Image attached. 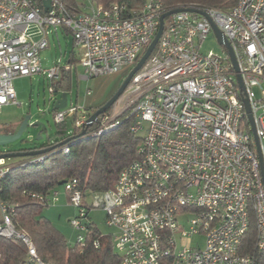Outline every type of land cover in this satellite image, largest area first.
<instances>
[{
	"label": "built area",
	"instance_id": "obj_1",
	"mask_svg": "<svg viewBox=\"0 0 264 264\" xmlns=\"http://www.w3.org/2000/svg\"><path fill=\"white\" fill-rule=\"evenodd\" d=\"M178 9L182 11L165 19L159 41L132 77L119 111H107L89 127L86 108L67 103L54 111L55 123L72 117L78 134L85 130L81 138L114 129L125 113L126 119L133 118L131 132L142 135L137 157L111 189L85 195L76 179L65 183L69 202L79 209L71 220L79 232L76 243L85 246L90 229L83 219L100 208L115 230L111 237L120 264H255L253 255L241 254L239 248L253 211L257 248L264 252V0H238L226 11L198 5ZM165 12L162 0H144L136 8L95 0H0V110L18 104L17 77L42 73L52 80L60 74L59 66L41 68L50 27L59 25L72 35L82 50L81 77L88 79L134 67ZM213 25L230 42L238 72L218 38L223 55L202 51L206 38L215 34ZM62 150L69 153V144ZM29 157L42 162L47 154ZM9 161L0 154V181L10 170ZM58 195L56 189L46 196L32 194L48 206ZM0 213V236L19 239L29 262L47 264L32 239L17 229L14 209L0 202ZM201 235L204 247L192 244Z\"/></svg>",
	"mask_w": 264,
	"mask_h": 264
},
{
	"label": "trees",
	"instance_id": "obj_2",
	"mask_svg": "<svg viewBox=\"0 0 264 264\" xmlns=\"http://www.w3.org/2000/svg\"><path fill=\"white\" fill-rule=\"evenodd\" d=\"M75 3L76 0H67ZM167 11L178 9L180 5L211 6L220 10H229L238 0H162ZM97 4L109 6L113 3L125 4L136 8L144 0H95ZM264 20V13H263ZM67 31V30H66ZM69 33V31H67ZM74 63V62H73ZM68 70L57 82L58 86L67 88ZM53 86L56 88V85ZM98 109V108H97ZM90 111V110H89ZM92 113L94 111H90ZM121 116V123L98 137H77L66 143L69 153H64L61 142L41 146L54 147L45 153L42 162H32L26 157L19 162H12L9 172L0 181V202L14 209L13 220L17 229L24 231L34 242L38 257L47 264H120V257L115 254L111 236H104L93 223H88L90 233L86 244L71 247L65 235L57 229L49 218L42 215V210L49 207L33 193L50 195L59 186L71 179H76L85 195L89 192H103L111 189L118 179L120 171L137 157V150L142 141L141 134H134L130 127L133 118ZM101 116V115H100ZM59 133L66 129V122L56 123ZM250 132L249 128H247ZM7 133L6 130L2 131ZM40 148L20 151H31ZM89 218V214L87 216ZM99 240V246L94 242ZM241 254H251L255 264H264V252L257 248V229L255 214L250 213L249 226L239 248ZM1 264H38L29 262L26 246L17 238L0 236Z\"/></svg>",
	"mask_w": 264,
	"mask_h": 264
},
{
	"label": "rangeland",
	"instance_id": "obj_3",
	"mask_svg": "<svg viewBox=\"0 0 264 264\" xmlns=\"http://www.w3.org/2000/svg\"><path fill=\"white\" fill-rule=\"evenodd\" d=\"M48 40L49 46L40 53L41 68L49 71L59 66L60 74L52 80L47 79L42 73L17 77L13 81V86L17 93L18 104L8 105L0 110V130H18L27 115H31L30 124L40 121L45 126V129L41 130V126L30 125L19 139L6 146H1L0 154L52 145L73 135L75 128L72 117L66 120L67 126L62 134L59 133L58 126L54 121L53 107L56 96L51 92L52 88H55L53 83L56 85V95L60 94L61 96L63 92L68 94L69 107L74 105L95 111L117 93L133 68L132 65H125L117 72L105 73L86 79L81 77L83 75V68L80 65L82 50L79 46L74 45L72 35L58 25L48 29ZM202 51L205 54L212 51L223 55L222 46L219 44L215 34L212 33L206 38L202 44ZM72 53L75 62L71 65V71L68 73L67 88H64L63 86H58L57 82L62 78L65 67L70 66L68 61L71 59ZM125 99L126 95L124 93L109 111H119ZM39 134L42 136L41 139H37ZM19 159L13 157L10 158L9 162L14 163ZM57 191L59 192L58 200L60 201L44 208L42 215L49 218L52 224L65 235L69 245L74 247L79 232L71 225V220L78 217L79 209L69 202L63 185L59 186ZM83 221L84 223L86 221L87 223H93L104 236H111L115 232L106 222L105 211L100 208H92L89 211V218L83 219ZM196 243L204 247V236L195 237L192 244Z\"/></svg>",
	"mask_w": 264,
	"mask_h": 264
},
{
	"label": "water",
	"instance_id": "obj_4",
	"mask_svg": "<svg viewBox=\"0 0 264 264\" xmlns=\"http://www.w3.org/2000/svg\"><path fill=\"white\" fill-rule=\"evenodd\" d=\"M45 8L48 9L49 8V1L45 2ZM182 11V9H173L170 11L165 12L161 18H160V26L158 29V32L156 33L153 41L151 42L150 46L147 48V50L144 52V54L141 56V58L139 59V61L137 62V64L132 68V70L130 71V73L128 74L127 78L125 79V81L123 82L122 86L119 88V90L117 91V93L105 104H103L101 107H99L98 109H96L92 115L89 118V122H88V127L91 126L100 115L106 113L107 111H109L112 106H114L116 104V102L121 98V96L124 94L127 86L129 85L132 77L134 76V74L140 70V68L145 64V62L147 61V59L149 58V56L151 55V53L154 51L159 38L163 32L164 29V21L167 17L171 16L172 14L178 13ZM188 11L190 12H194V13H199L202 14L201 11L196 10V9H188ZM214 27V32L219 40V42L223 45H225L229 51V54L231 56L232 62L234 64V67L236 69V71L238 72V63L234 54V51L232 49V46L230 44V42L224 38L221 34V32L218 30V28L213 25ZM237 79L239 81L240 86L242 87V83H241V76L239 74H237ZM244 104H245V109H246V113L247 116L249 118L250 124H251V130H252V134L256 143V146L258 148V153L260 156V160L262 161V153L260 150V140L259 137L256 134V130H255V124H254V120H253V115L251 112V108H250V104L249 101L244 98L243 99ZM68 103V94L66 92H63L61 94V97L55 101L53 110L57 111L60 109H63L66 107ZM31 119V115H27L25 116V118L23 119V121L21 122L18 130L15 133L12 134H5V133H0V147L1 146H6L10 143H12L13 141L17 140L20 138V136L22 135V133L24 131H26L28 129V127L31 126H41V130L45 129V126L40 122V121H35L32 124H30L29 120ZM85 134V130H83L80 134H78V136H72L70 138H68L67 140H65L64 142L58 144V145H64L68 142H70L71 140L76 139L77 137H81L82 135ZM42 136L39 134L37 136V139H41ZM56 146L54 147H47V148H40V149H36V150H31V151H18V152H8V153H4L1 154L3 157L5 158H22V157H29V156H38V155H44L45 153L51 151L52 149H54Z\"/></svg>",
	"mask_w": 264,
	"mask_h": 264
},
{
	"label": "crops",
	"instance_id": "obj_5",
	"mask_svg": "<svg viewBox=\"0 0 264 264\" xmlns=\"http://www.w3.org/2000/svg\"><path fill=\"white\" fill-rule=\"evenodd\" d=\"M74 45H75V43H74ZM76 46V45H75ZM73 62H75V59H74V57H73V53H72V57H71V59L68 61V64L71 66L72 64H73ZM66 70V69H65ZM68 71H71V70H68ZM69 73V72H68ZM55 96H56V98H55V101L56 100H58L61 96H60V94H55ZM2 131H4V130H0V133H3ZM57 190V189H56ZM58 201H60V200H58ZM57 201V202H58ZM56 202V203H57Z\"/></svg>",
	"mask_w": 264,
	"mask_h": 264
},
{
	"label": "flooded vegetation",
	"instance_id": "obj_6",
	"mask_svg": "<svg viewBox=\"0 0 264 264\" xmlns=\"http://www.w3.org/2000/svg\"><path fill=\"white\" fill-rule=\"evenodd\" d=\"M6 131H7V133H5V134H12V133H15L17 130H14V131L6 130Z\"/></svg>",
	"mask_w": 264,
	"mask_h": 264
}]
</instances>
